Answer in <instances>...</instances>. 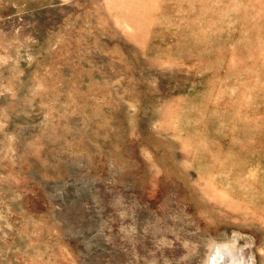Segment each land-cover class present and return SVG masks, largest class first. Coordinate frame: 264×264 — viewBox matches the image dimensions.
Listing matches in <instances>:
<instances>
[{
	"label": "rangeland",
	"instance_id": "obj_1",
	"mask_svg": "<svg viewBox=\"0 0 264 264\" xmlns=\"http://www.w3.org/2000/svg\"><path fill=\"white\" fill-rule=\"evenodd\" d=\"M223 263L264 264V0H0V264Z\"/></svg>",
	"mask_w": 264,
	"mask_h": 264
},
{
	"label": "bare ground",
	"instance_id": "obj_2",
	"mask_svg": "<svg viewBox=\"0 0 264 264\" xmlns=\"http://www.w3.org/2000/svg\"><path fill=\"white\" fill-rule=\"evenodd\" d=\"M219 249H220V248H219ZM222 249H223V248H222ZM222 249H221V250H222ZM224 249H225V248H224ZM222 251L224 252V250H222ZM226 251H227V250H226ZM213 254H214V253H213ZM215 254H216V253H215ZM218 254H219V253H218ZM214 259H215V258H214ZM212 260H213V259H212ZM223 264H226V263H223Z\"/></svg>",
	"mask_w": 264,
	"mask_h": 264
}]
</instances>
